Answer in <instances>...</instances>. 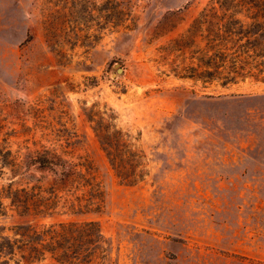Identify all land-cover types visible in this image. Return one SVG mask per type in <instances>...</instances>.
Listing matches in <instances>:
<instances>
[{
	"label": "rangeland",
	"instance_id": "rangeland-1",
	"mask_svg": "<svg viewBox=\"0 0 264 264\" xmlns=\"http://www.w3.org/2000/svg\"><path fill=\"white\" fill-rule=\"evenodd\" d=\"M209 7L221 14L215 0H0L1 235L92 220L104 241L82 233L74 264H264V72L225 86L174 74L201 68L203 26L188 27ZM110 124L142 151L135 184L94 136ZM43 149L90 168L97 207L71 213L63 190L50 215L20 214L10 197L52 178L32 164Z\"/></svg>",
	"mask_w": 264,
	"mask_h": 264
},
{
	"label": "trees",
	"instance_id": "trees-1",
	"mask_svg": "<svg viewBox=\"0 0 264 264\" xmlns=\"http://www.w3.org/2000/svg\"><path fill=\"white\" fill-rule=\"evenodd\" d=\"M215 3L220 7L219 16L212 11V7L202 9L199 17H195L188 27V32H191L198 24L203 26L201 68L197 70L190 66L183 68L184 73L174 74L202 81L218 79L220 86L246 76L263 82L264 16L255 9L264 10V0H215ZM233 6L248 13L244 17L249 20L243 23L235 18L233 10L229 8ZM112 128L110 124L111 130L92 131L114 175L125 184H135L143 175L142 151L136 149L127 131ZM32 159L37 170L50 171L52 178L45 185L39 180L35 181L29 187V196L22 199L18 195L10 197L12 205L24 209L20 214L50 215L58 203L57 193L63 190H75L66 195L62 204L71 213L89 210L92 205L98 206L100 184L86 164L68 161L46 149L35 152ZM45 192L51 197H44L42 194ZM87 193L94 196L86 197ZM30 205L34 206V210L30 209ZM82 233L85 244L98 246L104 241L96 222L92 220L61 221L40 226L29 222L19 223L13 227V237L0 234V264H28L43 260L46 255L58 262L74 264L78 259L75 248Z\"/></svg>",
	"mask_w": 264,
	"mask_h": 264
},
{
	"label": "water",
	"instance_id": "water-1",
	"mask_svg": "<svg viewBox=\"0 0 264 264\" xmlns=\"http://www.w3.org/2000/svg\"><path fill=\"white\" fill-rule=\"evenodd\" d=\"M120 70H121V68L118 67V68H117V72H119Z\"/></svg>",
	"mask_w": 264,
	"mask_h": 264
}]
</instances>
